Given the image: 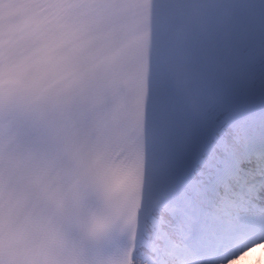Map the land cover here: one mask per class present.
<instances>
[{"label":"snow or ice","instance_id":"6c2138e0","mask_svg":"<svg viewBox=\"0 0 264 264\" xmlns=\"http://www.w3.org/2000/svg\"><path fill=\"white\" fill-rule=\"evenodd\" d=\"M150 71L133 138L148 187L190 204L199 264H264V0H155ZM231 173L226 191L222 178ZM254 179L259 190L244 192ZM202 189L193 200L189 189ZM234 206L208 219L219 201ZM149 201L137 255L151 257ZM172 223H175L173 221ZM142 257V258H143Z\"/></svg>","mask_w":264,"mask_h":264},{"label":"rangeland","instance_id":"374dc122","mask_svg":"<svg viewBox=\"0 0 264 264\" xmlns=\"http://www.w3.org/2000/svg\"><path fill=\"white\" fill-rule=\"evenodd\" d=\"M184 231H185L184 227H180V225L177 222L175 223H172V221L169 223L166 222L160 228L154 229L155 234L153 238L162 239L163 244L167 246L168 244L164 242L165 238L172 239L175 242L181 243L182 245H187L185 234L182 236V233ZM166 251L169 253V255L171 254L170 250H166ZM168 260L169 262H167V264H178V263H174L172 259L170 261V259L168 258Z\"/></svg>","mask_w":264,"mask_h":264},{"label":"bare ground","instance_id":"6f19581e","mask_svg":"<svg viewBox=\"0 0 264 264\" xmlns=\"http://www.w3.org/2000/svg\"><path fill=\"white\" fill-rule=\"evenodd\" d=\"M189 191L191 192V194L193 193V189L190 188ZM159 224V219L157 216H155V218L152 220V228H153V232H154V229L155 227ZM145 231H146V228H145ZM153 232H152V238H153ZM167 249L171 250L172 252H175L177 251L178 254H182L183 256H187V258H191L193 257L192 255V250L190 248H182V247H178V248H169V247H166ZM182 252V253H181ZM142 254L140 256H137L136 259H135V264H150L149 262V258H146V257H143Z\"/></svg>","mask_w":264,"mask_h":264}]
</instances>
